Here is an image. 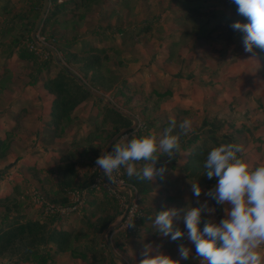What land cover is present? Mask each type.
<instances>
[{
  "label": "trees",
  "instance_id": "obj_1",
  "mask_svg": "<svg viewBox=\"0 0 264 264\" xmlns=\"http://www.w3.org/2000/svg\"><path fill=\"white\" fill-rule=\"evenodd\" d=\"M23 1L28 2V7L22 13L12 14L8 4L0 10V54L1 58L4 56L5 59L0 64V94L12 83L13 75L9 70V59L16 57L17 61L31 65L33 72L29 75L26 85L33 86L40 83L46 93L52 97L48 120L52 138L65 139L72 127L82 120L79 112L90 106L83 124L88 127L85 137L76 139L72 136L65 143V150L53 166L39 169L32 163L26 168L39 185L54 184L45 193L50 202L66 205L68 201L64 196L65 190L79 187L87 190V200L79 212L81 213L80 224L77 227L73 225L67 230L62 226L66 217L43 216L41 211L42 218L40 219L19 214L18 212L24 207V202L19 200L18 186H13L12 192L0 196V263L51 264L54 256L68 252L73 259L87 264H117L109 254L102 237L120 214L117 201L102 190L89 189L92 180L87 183L80 180L77 164L86 158L92 161L98 158L109 140L122 130L129 128L131 121L107 106L102 100L88 93L61 70L52 57L45 62L36 61L35 56L26 49L24 42L31 41L30 34L41 12L44 0ZM135 1L48 0L49 8L40 29V33L47 34V41L60 55V60L68 70L80 78L84 85L102 96L112 93L110 102H114L118 106L117 108L128 111L131 110L132 101L135 95L140 93L141 88L129 89L124 82L122 83L121 71L116 68V65H122L123 62L120 57L121 47L131 43L135 36L126 24H115V28H113L109 23L113 18L121 15L122 9L129 5V9H131ZM176 1L174 3L181 9V15L175 16L173 21L175 25H181L184 29L177 36L170 37L172 41L169 44V49L177 47L182 42L187 43V41L192 43V49L218 41L219 30L223 27L225 20H228V16L224 17L223 14H220V17L217 18L218 10L210 8L214 6V3L209 0ZM94 4L100 5L97 24L86 35L81 34L77 28L79 25L87 24V16L85 18L84 14ZM226 4L232 11L233 21L239 19L242 23L248 22L245 17L238 14L234 0H226ZM64 12H69L72 15L62 18L61 14ZM124 15L127 18V15ZM116 20L120 22L119 18ZM67 27L71 28V36L65 31H61V29L67 30ZM141 31L144 35L148 34L151 31L150 22L143 24ZM115 34L122 37L120 38L122 42L116 43L114 38H111L112 35L116 36ZM254 50L264 61V50L257 47H254ZM173 58L169 55L166 56L167 60ZM42 75L45 76L42 77ZM169 93L167 89L148 92L139 108V114L144 118L146 128L138 133L137 137L144 136L151 130L162 133L168 127L169 120H164L157 128L154 120H158L155 114L158 112L160 104L169 98ZM187 114L186 111L181 110L174 118L180 121L186 118ZM20 117L19 113L13 126L9 130H5L4 137H0V160L4 159L12 149L11 144L16 133L22 127ZM182 142L183 151L175 159L169 161L167 157H162V161H160V164L167 161V174L175 172L177 178L166 175L165 180L157 179L152 183L133 179L132 184L140 196L143 216L139 218L138 222H133L134 227L113 235V240L119 237L125 239L128 236L134 239L136 233L141 232L144 236L149 237L147 242H152L153 239L161 235L148 217L154 218L156 212L168 208L196 207L207 200L209 206L215 209V213L223 212L222 205H218L215 200L205 195L214 188L217 179L215 177L209 179L203 167L208 152L213 147L219 146V142L209 139L204 131L182 137ZM52 177L55 178L52 179ZM49 179L54 180L53 183ZM195 182L201 188L202 200L196 197L188 199L184 195L187 190L191 189V183ZM157 183L160 185V190L156 194L153 186ZM182 183L184 188L180 192H170V189ZM202 215L208 219L206 213ZM175 223L182 231H186L182 219ZM200 228L202 230L203 221ZM80 239L85 242L80 244ZM187 242V238L172 241L170 237H167L162 248L168 250L173 247L177 248L181 243L185 244L186 246H184L190 249V254L187 260L181 259L180 264H204L200 258L196 257L195 245ZM145 243L141 245L143 246ZM112 247L116 250L119 245L112 242ZM116 253L118 254L117 251Z\"/></svg>",
  "mask_w": 264,
  "mask_h": 264
},
{
  "label": "rangeland",
  "instance_id": "obj_2",
  "mask_svg": "<svg viewBox=\"0 0 264 264\" xmlns=\"http://www.w3.org/2000/svg\"><path fill=\"white\" fill-rule=\"evenodd\" d=\"M209 1L214 3V6H211L210 8H213V10L215 9L218 10L217 12L219 14H216V17L219 18L220 14H223L224 17L228 16L227 17L228 20L227 21L225 20L223 27L219 30L220 35L218 41H216L213 44H210L209 45L210 47L202 48L201 50H197V51H193V50L191 51L192 43L190 41H187V43L182 42L177 47L173 49H169V44L172 40L171 38H169L168 40L167 35L169 34L170 37L172 35L177 36L184 29L183 26L181 25H175L173 21V18L175 16L181 15V9L175 5L174 3L175 0L174 1L173 0H136L135 3L132 4L131 9H129L130 5L129 7L127 6L126 8L122 9L120 12L121 15L119 17H116L120 19V22H118L116 18H113L112 21L109 23V25L115 28V24H126L128 26L127 28L130 27L129 30L132 31L135 37H133L131 43L125 44L123 45V47H121L122 49L120 51V57L123 62L122 65L121 64H119V66L116 65V68L128 75L129 73L137 74L138 72L137 70H139L140 67H144V68L149 67L150 71L147 75H144L143 79L147 81L146 84L148 86L149 85L150 87L155 86L158 89L162 87V82H163V84L167 87V90H169L170 92L168 96L169 98L166 101H169L174 96V93H172L171 88L177 89L181 87L182 84H184V82H186L185 84L187 85L184 86L185 89H183L182 91L185 96V99L181 98V101L185 100L187 106H189L190 109L192 108L191 109L192 115L189 117V119L193 121V127L195 128V132H198L196 125L200 124L202 120L203 121L211 120V125L216 128L213 129V135L217 138L219 145L221 143H228V142L242 145L243 142H242L241 134L242 132L243 133L246 132L245 130L246 128H248L249 130L248 132H259L260 128L264 126V61L261 60L256 50H254V48H253V52L251 53L245 52L242 41L243 34L238 31H234L233 28L231 27V25L234 22L236 21L241 22V21L239 19H234L233 21L232 11L228 9L226 0H209ZM176 2H178V0ZM27 3L28 2H24L23 0H3V2L0 5V10H2L4 6L8 4V7L12 11V14L13 13L19 14L22 13L23 10L27 9L28 7ZM8 7L7 9H9ZM48 8H49V4L47 6V10ZM99 8L100 5L94 4L91 7V9L84 14L85 18L87 16V24L85 23V25H79L77 28L78 32L80 31L81 34L86 35L89 30L90 31L92 30V28L97 24L98 12L100 10ZM123 13L127 15V18H125V15ZM71 15L72 14L69 12H64L61 14V17L68 18ZM148 22H150L151 24V31L148 32V34L144 35L143 31H141V26ZM41 26L36 32V36H37L36 42L38 43V39L40 40L39 42L40 48H38L39 55H36L34 52L30 51L31 43L32 42L35 43V41L32 40V38L31 41L26 40L24 42L28 52H31L35 56L36 61L40 63L45 62L49 60L50 57H52L49 50L55 51L53 45L47 41V34L40 33ZM121 26L123 27L124 25ZM66 29L67 30L61 29V31H65L67 34L70 35L72 33V31H70L71 28L67 27ZM216 32L218 31L216 30ZM111 38H117V35ZM118 38L120 39L122 37L118 36ZM120 41L122 42V40H119L116 41V43H119ZM158 45L164 46L165 48L163 53L165 52L166 53L161 61L159 60L157 62H154L156 61V59L153 57L157 53L156 50ZM168 55L169 57L172 56V58L173 57L174 58L171 60H167L166 56ZM57 56L60 59V55L57 54ZM194 58L196 59L194 60ZM124 62L126 63L124 64ZM15 64L16 62L9 61V70L12 73V75L14 74L16 69ZM25 66H26L25 68L22 66V70L24 69L23 70L24 80L23 81L20 80L22 86H24V83L27 84V82L29 81V75L32 73L31 65L29 63H25ZM198 66L202 68L206 67L201 71L202 73L200 74V76H198L200 72L198 70ZM141 70H143V68H141ZM161 73L163 74V76H165L164 80L160 79ZM211 74H213L212 77L210 76ZM194 76L196 77L198 76V78H200L204 84L213 82L217 86V88H221L222 85L227 81L228 86L229 84H231L233 86V89L231 90V92H229L228 90L227 100H225L223 96H220L222 93L218 95V92L214 93L215 94L214 99L212 98L207 99L205 95L207 96V92L209 91V89L202 88L200 91V88L196 87L195 89L199 90L200 94L197 95L195 100H192L190 96L192 92H194L195 90L194 86L197 82L194 79L191 80V78H194ZM174 78H178L179 82L174 83L173 82ZM138 79L139 76H137L136 80L138 81ZM229 88L230 87H228V89ZM163 89H165V87ZM4 92L6 95L7 90L4 89L2 93ZM38 94L39 92H35L34 96H38ZM102 97L106 99V101H108L115 108L118 107L114 104V102H110L109 98L111 97V94ZM8 98H9V94H7L6 97H3V101L1 102L2 109H4V107L10 102ZM176 98L177 97H175V99ZM174 103L176 102L174 101L171 104L173 105ZM28 108L30 111H33V113L31 115L32 118H28L27 120L30 119V121L33 122V126L31 124V126L28 127L27 131H23L24 125L27 122L25 120L26 122L23 121L22 127L19 128V130L17 131L18 135L16 133L17 140H15L16 139L15 136V139L11 144L12 154L10 155L12 162L16 160L15 163L17 162L18 159L22 158L20 157L22 154L24 155V153H26L25 150L27 149V147L28 149L32 147L31 150H34V147H36V145L33 144L36 141L34 134L30 133V135L27 137V135H23L22 133L34 132L36 130L37 126L40 125V121L36 119V116H39L41 112L40 114H38L39 112L37 111L38 105L36 104L34 105L30 104L28 105ZM123 112L127 114L129 117H131L135 122V124H136V119L138 120L141 119L142 121H144V118L140 116V114L138 113L130 115L128 114V112L125 111ZM11 114L14 115V112H12ZM244 114L246 116L245 118H242ZM33 116L35 118H33ZM259 117L260 119H262V121L260 119L259 121H257V118ZM6 119L8 120V118ZM85 119H86V115H82L81 125L84 124ZM15 120L16 118L12 120V117L7 122H4L3 120L0 119V131L3 132L2 130L4 128L5 130H9L13 126ZM131 123L133 122L131 121ZM29 124L27 123L26 127ZM242 125L244 126L243 131L236 132V128L240 130V128H242L241 127ZM74 126L76 127L77 123ZM75 130L76 128L72 127V130L70 132H74ZM201 130L203 131V129ZM206 131L207 130H204V132ZM19 135L20 138L18 137ZM18 138L21 139V142L18 141ZM22 138L24 141L22 140ZM244 149L245 148H243V150ZM30 156L31 158L28 157V160L18 165L17 169L19 170L20 176L15 177V175H13L14 173H11L9 180L14 182H20L18 197L19 200L24 202V207L18 213L24 215L25 212H29L31 209H33L38 212L37 213L38 216L37 217L31 216L30 218L40 219L42 218L40 213V211L42 212V210L37 209V206L34 203V199L41 198L46 202H50L48 199L49 197L46 196L45 193H47V190H50V188L54 186V184L52 185L47 184L41 186L31 176V172H25V166H30L32 162H34L33 154H30ZM239 156L241 159L245 160L243 151L239 154ZM96 159H93V161L89 159L91 163L88 164V166L92 170H94L97 167L95 164ZM92 162L94 163L92 164ZM78 166L79 163L77 164V167ZM8 171L9 169H2L0 171V180L2 181V182L0 181V188L2 190H4V183H5V182L3 183V181H5L3 180V178L5 177V174ZM166 175H170L172 178H177V174L175 172L168 174L166 173ZM53 178L54 177H52V179ZM52 179H49V181L51 180L50 182L53 183L54 180ZM9 180L6 181L9 182ZM178 182L180 183V179ZM153 188H154V192L157 194L160 190L159 183L154 185ZM183 188H184V184L182 183L181 185L175 186L173 189H170V192L171 193H176L178 191L180 192V190ZM76 189H80V187ZM184 195L188 199H192L195 197L193 195L192 189L187 190V192H185ZM64 196H65V192H64ZM201 196L202 195H200L199 197L200 200H202ZM66 200L68 201V199ZM86 200H87V196L85 198V202ZM116 201L118 204V210L120 214L116 218V220L110 225V227L116 224L117 226L114 228V230L110 231L109 233L106 230L102 237L104 243L106 244L107 242L109 245L108 246L109 248L106 245L109 254L111 255L110 253L111 250L112 253L119 258V260L114 259L117 262V264H139V261L141 259L140 256V252L142 249L141 244L145 242L152 243L153 246L160 245V251L166 255H169L174 260L180 258L178 247L177 248L173 247L168 250L162 248V245L165 243V239L167 237L159 236L153 239L152 242H147L149 237L144 236L143 234H141V232H138L136 233V237L134 236L135 237L134 239L128 236L125 237V239L119 237L118 239L113 240L112 239L113 235H115L117 232L125 231V229L123 230L119 229L121 223L120 220L122 219L121 216L123 215L124 209L122 206H120L119 201L118 200ZM84 206L85 203L83 204V207ZM222 206H223V212H221L220 214L214 212L211 215L206 213L207 218L218 223L222 218L225 217L224 208L229 207L227 205H222ZM142 207L144 208V206ZM80 211L81 210H79L78 212L70 213L69 215L65 216L66 220H64L62 226L67 230H69L70 227L73 225L74 227H77L80 224L79 222L81 217V213H79ZM14 215L12 216L14 217ZM83 242L85 241H82L80 239L79 243L83 244ZM112 242L113 244L115 242L117 245H119V247L116 248V250L113 249ZM187 243L190 242L188 241ZM116 251L118 252L119 255L116 253ZM259 251L261 252V254H264L262 250L259 249ZM69 257L73 259L70 256V254L66 252L65 256H60L56 258V264H74ZM80 262H81L80 264H87L86 262H82V261ZM0 264H6V263H0ZM24 264H32V263H24ZM193 264H198V263H193Z\"/></svg>",
  "mask_w": 264,
  "mask_h": 264
},
{
  "label": "clouds",
  "instance_id": "obj_3",
  "mask_svg": "<svg viewBox=\"0 0 264 264\" xmlns=\"http://www.w3.org/2000/svg\"><path fill=\"white\" fill-rule=\"evenodd\" d=\"M238 14L247 23L234 22L231 27L242 33L245 52L257 47L264 50V0H234ZM195 132L189 118L177 121L174 117L159 135L125 137L112 145L110 152L100 155L96 166L107 180L122 169L129 179L153 182L166 178L167 161L157 167L161 157L175 159L183 151L182 137ZM240 144L228 142L213 147L207 154L203 167L209 179L217 183L206 196L224 208L225 217L218 223L205 219L202 214L215 212L208 201L185 209L168 208L149 216L156 231L172 241L187 238L195 245L196 257L204 264H264V165L252 166L240 158ZM193 195L198 199L201 188L191 183ZM183 220L186 231L176 221ZM203 221V228L200 225ZM126 227H134L133 219ZM180 259H172L160 251V245L145 243L142 246L139 264H180L189 258L190 249L178 246Z\"/></svg>",
  "mask_w": 264,
  "mask_h": 264
},
{
  "label": "crops",
  "instance_id": "obj_4",
  "mask_svg": "<svg viewBox=\"0 0 264 264\" xmlns=\"http://www.w3.org/2000/svg\"><path fill=\"white\" fill-rule=\"evenodd\" d=\"M59 1V0H58ZM3 2V0H0V5ZM114 35H112L113 37ZM119 35H117V38H114V41H119L120 39L118 38ZM167 38L169 40L170 35H167ZM216 45V44H215ZM206 47H210L209 45H205L202 46L198 49H192L191 47V51H197V50H201L202 48H206ZM164 46L162 45H158L157 46V53L155 54V56L153 58L156 59V61H161L165 55L164 52ZM180 56V54H179ZM16 58V57H15ZM11 58V60L9 61H13L16 62L15 64V72H14V76L12 78V83L9 84V87L6 89L7 93L5 95V92L0 94V119L3 120L4 122H7L9 119L14 120L16 118V116L20 113L21 114V120H22V124L23 121L26 122V124L30 123L27 127L26 124L24 125V130L23 131H27L28 127L33 126V122L29 120H27L28 118H32V113L33 111H30L28 108V105L30 104H36L38 105V114H41L39 116H36V119L40 121V125L37 126L36 130L34 132H23V135H27V137L30 135V133L34 134V137L36 139V141L33 143L36 145V147H34V150H31V148L25 150L26 153H24V155L20 156L22 158L18 159L17 162L15 163L11 161V157L10 155L12 154V152L10 151V153L4 158L0 160V171L2 169H9V171L5 174V177L3 178V183H4V190H2L0 188V196L6 195L10 192H12V187L17 185L18 189H19V185L20 182H14V181H10L9 177L11 175V173H14L13 175H15V177H19V170L17 169L19 164H22L24 161L28 160V157L31 158L30 154H33V161L32 163L35 164V166L37 168H41V169H46L49 168L51 166H53V164L58 160V158L62 155L63 151L65 150V143L72 137L74 136L76 139H80L82 137H85L86 134L88 132L86 126L81 125L82 120L80 122H77V126H73L74 128H76V130L74 132H68L67 137L65 139H54L51 137L50 135V131H51V127L49 126V110H50V105H51V99L52 97L50 95H48L46 93V91L42 88L41 84L38 83L36 85L33 86H28L26 85L24 82V86L21 85V81L20 80H24V74H23V70H22V66L25 68V63H21L19 61H17V58ZM196 58H194L195 60ZM4 56L1 58V54H0V64L3 62ZM189 60V59H188ZM169 64V63H168ZM131 66V65H130ZM128 67V66H127ZM125 67V68H127ZM141 68H143V70H141ZM206 68V67H200L198 66V70L200 71L198 76H200V74L202 73L201 71ZM129 69V68H127ZM137 74H126L121 72V79L123 80L122 83L124 82L127 87L129 89H133L135 87L141 88L140 93L136 94L133 101H132V108L130 111L128 110H124L125 112H128V114L133 115L138 113L139 114V108L141 105V102L145 99V97L147 96L148 92L151 90H157V91H162L163 88L165 87V89H167V87L163 84L162 82V87L161 88H156L155 86H148L146 84L147 81H145L144 75H147L149 73V67H140L139 70H137ZM148 71V72H147ZM33 72V71H31ZM45 75H42V77H44ZM137 76H139L138 81ZM198 76H194V78H191L196 80V84L194 86V89L200 88V91L202 88H208L209 91L207 92V96L205 95V97L207 99H214L215 98V92H218V95H220V93H222L220 96H223L225 100H227V94H228V90L229 92H231V90L233 89V86L231 84H229L228 86V82L226 81L221 88H217V86L213 83V82H209L208 84H204L200 78H198ZM211 77L213 76V74L210 75ZM163 74H160V79L164 80ZM196 78V79H195ZM141 79V80H140ZM226 80V79H225ZM174 83L179 82L178 78H174L173 79ZM186 82H184V84H182L181 87L179 88H171L172 89V93H174V96L172 99H170L169 101L163 102L160 104L159 106V110L158 112L155 114L156 118H158L157 121L154 120V124L155 127L157 128L159 126L160 123H162L164 120H170L171 118L175 117L176 114L179 111H186L188 114L186 115V118H189L192 115V108L190 109L189 106H187L186 101H181V98L185 99V96L183 94V89H185L184 86H186L187 84H185ZM210 84V85H209ZM153 87V88H152ZM228 87H230L228 89ZM170 88V87H169ZM200 91L195 89L194 92H192L191 94V99L195 100V98L197 97L198 94H200ZM35 92H39L38 96H34ZM7 94H9V98L8 100H10V102L4 107V109H2V101H3V97H6ZM111 94L112 93H108ZM33 96V97H32ZM175 97H177L175 99ZM122 101V100H120ZM173 105L171 103L173 102ZM104 103V102H103ZM170 105V106H169ZM119 109V108H118ZM35 110V109H34ZM90 110V106L87 107L86 109H84L82 112L80 113V116L82 117V115H86ZM122 111V109H119ZM87 111V112H86ZM122 111V112H123ZM196 111V110H194ZM14 112V115H12L11 113ZM12 115V116H11ZM245 114L243 115L242 118H245ZM209 117V116H206ZM8 118V120L6 119ZM25 118V119H24ZM33 118H35L33 116ZM260 117L257 118V121H259ZM26 120V121H25ZM130 120V119H129ZM262 121V119H260ZM205 121V120H204ZM202 120V122H200V124H197V130L198 132L202 131L201 129L207 130L205 132V134L207 135V137L210 139L215 140L216 142H218L217 138L213 135V129H216L215 127H213L211 125V120L209 121H205L204 122ZM251 121V120H250ZM5 124V123H4ZM132 124V123H131ZM243 124V123H242ZM242 128H240V130L238 128H236V132H242L244 126H241ZM246 132H242L241 136H242V146L243 148H245L243 150L244 153V157H245V162H247L248 164L252 165V166H259V165H264V126H262V128H260L259 132H248V128L245 129ZM3 132L0 131V137H4L5 135V128L2 130ZM149 134H156L159 135V132H153V130L149 131L146 133L147 136ZM18 135V132H17ZM117 135V134H116ZM115 135V136H116ZM114 136V137H115ZM137 137L135 134H133L131 131L130 132H126L125 134H123L121 137H119L117 139L116 142H119L121 140H123L125 137L131 139L132 137ZM20 138V135L18 136ZM112 137L109 142L105 145V147L103 148V150H101L100 155L102 154V152L105 150V148L109 145V143L111 142V140L114 138ZM18 138V141L21 142V139ZM17 140V136L16 139ZM23 140V138H22ZM24 141V140H23ZM241 142V143H242ZM113 145V144H112ZM112 149V148H111ZM35 153V154H34ZM99 155V156H100ZM24 158V159H23ZM160 161H162V157L160 158L157 167H159ZM15 163V164H14ZM90 160H88L87 158L84 161H81L79 163V166L77 167V171L79 174V178L83 183H87L91 180V176H92V169L88 166V164H90ZM40 164V165H39ZM87 164V165H86ZM167 166V165H166ZM28 166H25V172H27L26 168ZM99 169V168H98ZM168 169V166H167ZM124 174L126 175V171L124 169H122ZM5 173V172H4ZM13 177V178H15ZM126 177L128 178V176L126 175ZM55 178V177H54ZM134 178L129 179L128 180L132 183ZM6 180H9V182H7ZM1 181V180H0ZM2 182V181H1ZM82 183V184H83ZM22 189V188H21ZM38 212L36 210L31 209L29 212H25L24 216L27 217H31V216H38L37 214ZM262 250V252L264 253V246H262V248L260 249ZM66 253L64 254H59L56 255V257H53V263L52 264H56V258L60 257V256H65ZM70 258V257H69ZM70 260L74 263V264H80L81 262L79 260L76 259H71Z\"/></svg>",
  "mask_w": 264,
  "mask_h": 264
},
{
  "label": "built area",
  "instance_id": "obj_5",
  "mask_svg": "<svg viewBox=\"0 0 264 264\" xmlns=\"http://www.w3.org/2000/svg\"><path fill=\"white\" fill-rule=\"evenodd\" d=\"M36 41L37 36H35V43L32 42L30 45V51L39 55L38 48H40V40L38 39V43ZM140 120L136 119L135 128L132 131L135 135L144 131L146 128L145 122ZM111 150L112 149L109 148L107 152H110ZM92 174V183L90 184L89 189H93L95 191L102 189L108 196L118 200L120 206L124 209L119 229H128L129 227H126V225L132 219L133 222H138L139 218L143 216L140 205V196L136 188L124 174L123 170L114 174V178L112 180H107L103 176L102 172H99L97 167L92 170ZM86 196L87 190L85 188L72 189L65 190V197L68 199V203L66 205L46 202L41 198L34 199V203L37 206V209L42 210L43 216L65 217L70 213L78 212L82 209Z\"/></svg>",
  "mask_w": 264,
  "mask_h": 264
},
{
  "label": "water",
  "instance_id": "obj_6",
  "mask_svg": "<svg viewBox=\"0 0 264 264\" xmlns=\"http://www.w3.org/2000/svg\"><path fill=\"white\" fill-rule=\"evenodd\" d=\"M47 6H48V0H44V4H43V7L41 9V12H40V15L35 23V26L33 28V31L31 33V38L32 40L35 41V36H36V32L38 31L39 27L41 26V23L43 21V18L45 16V13H46V10H47ZM49 52L51 53V56H52V59L53 61L55 62V64L61 69L63 70L66 74H68L71 78H73L80 86H82L88 93H90L92 96L102 100L107 106L113 108L115 111H117L118 113H120L122 116L124 117H127L130 119V121H132V125L127 128V129H124L122 130L121 132H119L112 140L111 142L109 143V145L105 148V150L102 152V154H104L105 152H107L109 150V148H111L112 144H114L117 139L119 137H121L123 134H125L126 132H129V131H133L134 128H135V122L133 121V119L131 117H129L127 114H125L124 112H122L121 110L115 108L114 106H112L108 101H106V99H104L101 95L93 92L91 89H89L86 85H84V83L80 80V78L72 73L70 70H68V68L61 62V60L58 58L57 54L55 51H52V50H49ZM101 154V155H102ZM99 172H101V170L99 169ZM117 226L116 225H113L111 227H109L107 229V232L109 233L110 231L114 230V228ZM106 242V241H105ZM106 245L107 247L109 246L108 243L106 242ZM109 248V247H108ZM110 253L113 257V259L115 260H119L118 257L115 256V254L112 253V251L110 250Z\"/></svg>",
  "mask_w": 264,
  "mask_h": 264
}]
</instances>
